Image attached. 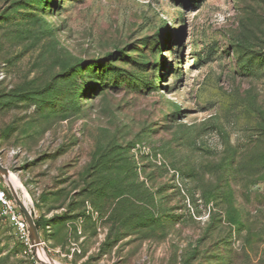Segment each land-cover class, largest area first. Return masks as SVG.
<instances>
[{
  "label": "rangeland",
  "instance_id": "1",
  "mask_svg": "<svg viewBox=\"0 0 264 264\" xmlns=\"http://www.w3.org/2000/svg\"><path fill=\"white\" fill-rule=\"evenodd\" d=\"M0 162V264H264V0H0Z\"/></svg>",
  "mask_w": 264,
  "mask_h": 264
},
{
  "label": "built area",
  "instance_id": "2",
  "mask_svg": "<svg viewBox=\"0 0 264 264\" xmlns=\"http://www.w3.org/2000/svg\"><path fill=\"white\" fill-rule=\"evenodd\" d=\"M1 177V176H0ZM2 178V177H1ZM4 186L9 187L6 180L2 178ZM19 194V193H18ZM23 199L22 195L19 194ZM0 217L8 219L17 229L19 238L23 241H31L29 226L19 204L11 193H7L5 187L0 184Z\"/></svg>",
  "mask_w": 264,
  "mask_h": 264
},
{
  "label": "water",
  "instance_id": "3",
  "mask_svg": "<svg viewBox=\"0 0 264 264\" xmlns=\"http://www.w3.org/2000/svg\"><path fill=\"white\" fill-rule=\"evenodd\" d=\"M10 171L7 167L3 166L2 163L0 162V176L6 180L9 184L10 190L14 198L16 199L17 203L19 204L22 212L25 215V218L27 220L28 226H29V231H30V236L32 239V242L35 246H39L42 244L41 241V234L40 230L36 224L35 217L33 215V212L30 210V208L25 204L23 199L20 197L18 192L13 188V186L9 183L7 176L9 175ZM51 264V261L49 262Z\"/></svg>",
  "mask_w": 264,
  "mask_h": 264
},
{
  "label": "trees",
  "instance_id": "4",
  "mask_svg": "<svg viewBox=\"0 0 264 264\" xmlns=\"http://www.w3.org/2000/svg\"><path fill=\"white\" fill-rule=\"evenodd\" d=\"M120 71H121V69L113 67V66H110L107 70L104 71V73L99 75V79L103 81L105 79V76L108 75V74L110 76L115 77V78L120 77V75L124 76L125 74L120 73ZM93 73L96 74V72H93ZM76 74H79V72L75 73L74 75H76ZM95 78L98 79V77H96V76H95ZM151 86L153 87L154 85H151ZM35 221H36V219H35ZM36 224H37L38 228L40 229V224H39L38 221H36Z\"/></svg>",
  "mask_w": 264,
  "mask_h": 264
},
{
  "label": "bare ground",
  "instance_id": "5",
  "mask_svg": "<svg viewBox=\"0 0 264 264\" xmlns=\"http://www.w3.org/2000/svg\"><path fill=\"white\" fill-rule=\"evenodd\" d=\"M7 179L9 181V183L13 186V188L16 190L14 185H16V182L18 180L17 177L13 173L10 172L9 175L7 176ZM23 201L28 206L27 202L24 199H23ZM39 250L41 251V249H39ZM41 256H42L43 260H45L48 263L51 261V264H58L56 261H52L51 259H49L46 255H44L42 253H41Z\"/></svg>",
  "mask_w": 264,
  "mask_h": 264
}]
</instances>
